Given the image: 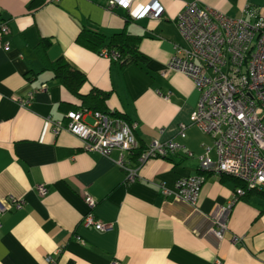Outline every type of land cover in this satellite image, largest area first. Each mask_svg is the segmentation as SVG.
<instances>
[{
    "label": "crops",
    "instance_id": "obj_1",
    "mask_svg": "<svg viewBox=\"0 0 264 264\" xmlns=\"http://www.w3.org/2000/svg\"><path fill=\"white\" fill-rule=\"evenodd\" d=\"M151 1L111 9L109 0H0V25L7 27L0 34V205L7 207L0 213V264H264V190L232 202L235 180L209 173L193 206L164 198L158 188L163 182L172 189L179 178L197 173L198 157L212 144L189 124L199 96L192 81L176 71L162 75L173 46L185 45L176 17L192 1L234 18L249 8L264 15V0H156L159 17L139 16ZM83 28L107 40L122 30L140 36L144 61L120 68L76 43ZM59 58L86 76L79 94L93 87L108 92L107 110L136 124L137 150L152 140H172L183 149L149 158L127 182L118 150L106 156L83 149L67 130L54 133V122H64L82 103L54 76L50 64ZM42 84L46 89L38 90ZM32 90L28 105L15 99ZM180 123L186 124L183 137ZM208 156L215 160V151ZM86 195L96 200L95 219L111 228L82 223ZM9 196L23 198L24 205L14 209ZM229 205L218 239L213 214Z\"/></svg>",
    "mask_w": 264,
    "mask_h": 264
},
{
    "label": "built area",
    "instance_id": "obj_2",
    "mask_svg": "<svg viewBox=\"0 0 264 264\" xmlns=\"http://www.w3.org/2000/svg\"><path fill=\"white\" fill-rule=\"evenodd\" d=\"M132 0H109V8L129 9ZM162 7L156 0L145 5L139 16L157 18ZM185 45L175 44L173 52L162 71H176L186 75L199 96L196 108L191 112L189 124L197 126L212 140L211 146L198 157V172L179 178L172 189L163 182L158 184L164 198L172 196L191 205H196L200 188L210 174L234 177L243 187L235 188L232 202L244 195L245 190H264V15L255 8L246 9L244 16L234 18L220 10L189 2L175 19ZM7 32L5 24L0 34ZM102 54L108 57L105 48ZM117 57L116 54L113 55ZM42 84L38 90H45ZM36 90L15 99L28 105ZM91 115L92 123L85 121ZM136 124L112 114L91 111L85 108L69 110L65 121H56L53 132L61 130L78 136L82 148L108 156L118 150L116 163L123 169L125 181L138 177V170L149 158L166 157L183 149L182 144L168 140L150 141L137 152ZM185 123L178 124V133L185 135ZM210 149L215 160L208 156ZM134 157V161L132 158ZM40 194L46 187L37 186ZM14 209H20L25 201L21 197L9 196ZM84 201L89 211L82 218L85 226L97 230L112 227L109 222L95 219L92 210L96 200L86 195ZM231 205L220 207L213 214V235L221 238L227 228ZM7 207L0 205V213ZM48 261L54 259L48 257ZM215 264H220L219 260Z\"/></svg>",
    "mask_w": 264,
    "mask_h": 264
},
{
    "label": "trees",
    "instance_id": "obj_3",
    "mask_svg": "<svg viewBox=\"0 0 264 264\" xmlns=\"http://www.w3.org/2000/svg\"><path fill=\"white\" fill-rule=\"evenodd\" d=\"M37 1L39 0H35V4ZM106 40L107 39L103 33L99 32L98 30L83 28L76 36L75 41L80 46H83L84 48L94 51L102 56V49L105 48L108 52V58L110 61L117 63L120 68L132 63L137 64L144 61V55L138 49L140 36L131 35L122 30L120 32L113 33L110 38H108L107 42ZM114 54L117 55L116 58L113 57ZM50 67L53 70L54 76L71 93L79 96L82 100L81 106L72 110L85 108L91 111H100L103 113L112 114L113 116H117L130 122L123 114L107 110L105 100L108 96V92H104L93 87L88 94H79V88L86 81V76L79 70L73 68L66 60L59 58L54 63L50 64ZM139 151L140 150H137L135 155L138 154ZM232 178L235 180L238 186L243 187L242 182L234 177ZM249 191L252 190H245L244 196L247 195Z\"/></svg>",
    "mask_w": 264,
    "mask_h": 264
},
{
    "label": "rangeland",
    "instance_id": "obj_4",
    "mask_svg": "<svg viewBox=\"0 0 264 264\" xmlns=\"http://www.w3.org/2000/svg\"><path fill=\"white\" fill-rule=\"evenodd\" d=\"M92 117V116H91ZM93 120H94V118L92 117V119L90 120V122L89 123H92L93 122Z\"/></svg>",
    "mask_w": 264,
    "mask_h": 264
}]
</instances>
